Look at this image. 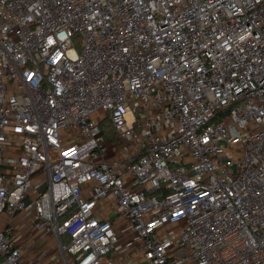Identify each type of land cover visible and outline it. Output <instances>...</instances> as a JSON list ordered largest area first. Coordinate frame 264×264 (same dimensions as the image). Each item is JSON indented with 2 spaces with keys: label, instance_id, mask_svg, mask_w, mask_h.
<instances>
[{
  "label": "built area",
  "instance_id": "1",
  "mask_svg": "<svg viewBox=\"0 0 264 264\" xmlns=\"http://www.w3.org/2000/svg\"><path fill=\"white\" fill-rule=\"evenodd\" d=\"M27 210L64 264H264V0H0V264Z\"/></svg>",
  "mask_w": 264,
  "mask_h": 264
},
{
  "label": "crops",
  "instance_id": "2",
  "mask_svg": "<svg viewBox=\"0 0 264 264\" xmlns=\"http://www.w3.org/2000/svg\"><path fill=\"white\" fill-rule=\"evenodd\" d=\"M104 137L109 144L105 155L111 156L113 160L119 156L118 146L121 141L115 138V134L113 137ZM107 209L109 207H106ZM12 227V239L21 251L24 264H64L58 253L57 239L53 234L43 232L41 224L34 220L32 210L18 214L12 220ZM121 228L117 232L118 241L112 260L115 264H146L140 257L139 240L131 233L126 223L121 225ZM135 241L137 242L134 244Z\"/></svg>",
  "mask_w": 264,
  "mask_h": 264
},
{
  "label": "rangeland",
  "instance_id": "3",
  "mask_svg": "<svg viewBox=\"0 0 264 264\" xmlns=\"http://www.w3.org/2000/svg\"><path fill=\"white\" fill-rule=\"evenodd\" d=\"M100 127H101V129H102V131L103 132H105V135L108 137V135H110V133L113 131L112 130V127H111V124H110V121H109V119H103L101 122H100ZM114 133H112V135H113ZM111 135V136H112ZM110 136V137H111ZM115 138H116V136H115ZM105 145H106V148L108 147V142H106L105 141ZM104 160H105V162H107V163H110L111 161H112V157L111 156H104Z\"/></svg>",
  "mask_w": 264,
  "mask_h": 264
},
{
  "label": "trees",
  "instance_id": "4",
  "mask_svg": "<svg viewBox=\"0 0 264 264\" xmlns=\"http://www.w3.org/2000/svg\"><path fill=\"white\" fill-rule=\"evenodd\" d=\"M112 133H114L113 131L110 133V135L109 136H111L112 135ZM114 135V134H113ZM113 135L111 136V137H113ZM162 190H164L163 188H162Z\"/></svg>",
  "mask_w": 264,
  "mask_h": 264
}]
</instances>
